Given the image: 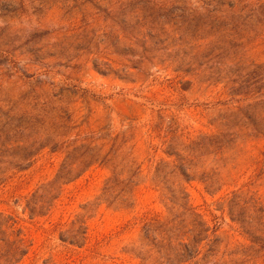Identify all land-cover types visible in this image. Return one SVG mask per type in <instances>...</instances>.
Returning <instances> with one entry per match:
<instances>
[{
	"label": "rangeland",
	"instance_id": "rangeland-1",
	"mask_svg": "<svg viewBox=\"0 0 264 264\" xmlns=\"http://www.w3.org/2000/svg\"><path fill=\"white\" fill-rule=\"evenodd\" d=\"M260 7L0 0V264H264Z\"/></svg>",
	"mask_w": 264,
	"mask_h": 264
},
{
	"label": "trees",
	"instance_id": "trees-1",
	"mask_svg": "<svg viewBox=\"0 0 264 264\" xmlns=\"http://www.w3.org/2000/svg\"><path fill=\"white\" fill-rule=\"evenodd\" d=\"M260 9H261V11L259 14L264 16L263 7H260ZM233 16H235V14H233ZM233 84H235V85L231 87V91L233 92L234 95H241V96H244L245 98H249L251 96L252 99H254V103L247 105L246 108H248L249 110L252 109L253 112H255L257 110V108H260L261 115H264V98H260L261 96H258V95H262V97H264V69L263 68L259 69V74L257 75V77H254L250 80H243L242 79L239 82V84L237 82L233 81ZM236 84L238 86H236ZM239 111H240V109H239ZM241 113L243 114V117L245 119L250 121L251 125L256 130L258 128L259 124H258V122H255L256 120H254V114H253V116H249L250 114L248 111L241 112ZM262 120H264V117ZM92 161L93 160H91L87 164H84V167H86ZM71 173L72 172L70 170H63V171H61V174H62L61 176L63 178H66ZM30 209H33V208H30Z\"/></svg>",
	"mask_w": 264,
	"mask_h": 264
}]
</instances>
